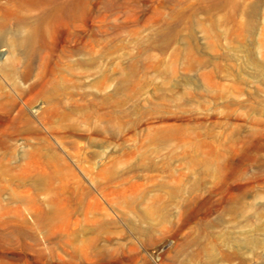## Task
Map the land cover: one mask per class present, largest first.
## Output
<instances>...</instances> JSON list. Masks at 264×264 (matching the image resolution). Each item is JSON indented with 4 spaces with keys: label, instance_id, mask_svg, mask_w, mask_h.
Masks as SVG:
<instances>
[{
    "label": "rangeland",
    "instance_id": "rangeland-1",
    "mask_svg": "<svg viewBox=\"0 0 264 264\" xmlns=\"http://www.w3.org/2000/svg\"><path fill=\"white\" fill-rule=\"evenodd\" d=\"M0 264H264V0H0Z\"/></svg>",
    "mask_w": 264,
    "mask_h": 264
},
{
    "label": "bare ground",
    "instance_id": "bare-ground-1",
    "mask_svg": "<svg viewBox=\"0 0 264 264\" xmlns=\"http://www.w3.org/2000/svg\"><path fill=\"white\" fill-rule=\"evenodd\" d=\"M232 184V183H231ZM230 185V184H229ZM195 193V192H194ZM233 196V195H232ZM194 198V197H193ZM185 200V199H184ZM188 200V199H187ZM191 201H193V200H191ZM187 202V201H186ZM185 202V203H186ZM187 204H189V202H187ZM187 206V205H186ZM233 209V208H232ZM182 210V212H187L189 209H181ZM193 210V211H192ZM191 211H192V216L193 217H198V216H200V215H203L204 213H206V211L204 210V209H192ZM119 215V214H118ZM189 215V214H188ZM187 219H188V217H187ZM189 220V219H188ZM89 227V226H88ZM87 227V228H88ZM85 228V227H84ZM83 228V229H84ZM91 230V229H90ZM64 236V235H63ZM227 257H228V259H230L231 260V258H232V253H228L227 254ZM229 260V261H230Z\"/></svg>",
    "mask_w": 264,
    "mask_h": 264
}]
</instances>
